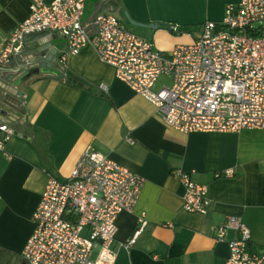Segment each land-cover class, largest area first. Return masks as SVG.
Returning a JSON list of instances; mask_svg holds the SVG:
<instances>
[{"label": "crops", "instance_id": "0c3cea01", "mask_svg": "<svg viewBox=\"0 0 264 264\" xmlns=\"http://www.w3.org/2000/svg\"><path fill=\"white\" fill-rule=\"evenodd\" d=\"M236 1L104 0L85 20L113 12L128 29L169 52L192 43L203 21L222 19L226 5ZM28 15L29 0H0V54L13 28ZM169 24L178 30L171 31ZM57 65L64 77L28 79L25 101L12 97L14 107L4 119L13 135L5 144L9 157L0 151V264H27L22 250L33 232L32 214L47 176L66 178L88 149L143 178L133 209L117 215L114 264H164L173 258L179 264H225L227 244L214 240L212 228L228 215L240 216L250 229V245L264 248V129L182 133L167 127L153 104L117 79L94 49L68 54ZM161 77L154 90L171 83L163 76L169 83L158 86ZM127 136L135 142L129 144ZM228 168L232 176H216ZM177 170L207 185L205 213L183 208ZM141 215L147 224L127 250L123 243ZM231 237L232 231L226 238Z\"/></svg>", "mask_w": 264, "mask_h": 264}, {"label": "built area", "instance_id": "2783aa9c", "mask_svg": "<svg viewBox=\"0 0 264 264\" xmlns=\"http://www.w3.org/2000/svg\"><path fill=\"white\" fill-rule=\"evenodd\" d=\"M86 1L29 0V15L5 41L0 65L21 48L27 34L60 33L67 42L60 63L68 54L94 49L102 62L113 67L117 79L153 104L169 128L182 133L264 129V0L228 3L222 19L203 21L192 43L169 52L128 29L113 12L83 20ZM167 28L178 30L172 24ZM160 76L169 77L171 83L154 90ZM99 87L105 89L104 84ZM12 135V127L0 118V151L6 157L5 144ZM125 140L135 142L131 136ZM174 173L184 188L183 208L205 213L207 185L180 170ZM233 174L228 168L216 176ZM142 184L143 178L135 172L98 151L85 150L66 178L47 176L23 258L27 264H114L117 215L133 209ZM146 224L141 215L123 243L125 249ZM230 231L233 237L226 238ZM212 236L227 244L225 264H264V248L250 245V229L240 216L228 215L212 228Z\"/></svg>", "mask_w": 264, "mask_h": 264}, {"label": "water", "instance_id": "95a60500", "mask_svg": "<svg viewBox=\"0 0 264 264\" xmlns=\"http://www.w3.org/2000/svg\"><path fill=\"white\" fill-rule=\"evenodd\" d=\"M103 2L104 0H87L82 19L88 17L95 5ZM66 44L65 36L60 33L39 32L24 37L21 48L10 54L0 65V118L4 120L9 117L8 112L14 107L12 97L23 96V84L28 79L40 74L63 78L57 64L59 52Z\"/></svg>", "mask_w": 264, "mask_h": 264}, {"label": "rangeland", "instance_id": "374dc122", "mask_svg": "<svg viewBox=\"0 0 264 264\" xmlns=\"http://www.w3.org/2000/svg\"><path fill=\"white\" fill-rule=\"evenodd\" d=\"M137 32H139V31H137ZM163 81H164V83H169V80L162 76V77L159 79L157 85L159 86V85L161 84V82H163ZM96 252H97V250L95 249V250L93 251V256L96 255Z\"/></svg>", "mask_w": 264, "mask_h": 264}, {"label": "trees", "instance_id": "16d2710c", "mask_svg": "<svg viewBox=\"0 0 264 264\" xmlns=\"http://www.w3.org/2000/svg\"><path fill=\"white\" fill-rule=\"evenodd\" d=\"M164 264H179L178 259H166Z\"/></svg>", "mask_w": 264, "mask_h": 264}]
</instances>
